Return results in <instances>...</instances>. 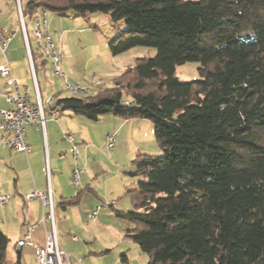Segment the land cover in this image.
Wrapping results in <instances>:
<instances>
[{"label": "trees", "instance_id": "1", "mask_svg": "<svg viewBox=\"0 0 264 264\" xmlns=\"http://www.w3.org/2000/svg\"><path fill=\"white\" fill-rule=\"evenodd\" d=\"M21 7L29 20L34 9L110 13L125 25L108 44L113 56L156 51L136 59L113 88L52 96L60 112L92 122L105 115L152 122L162 154L136 157L140 180L127 191L133 210L115 211L132 224L125 238L147 264H264V0H30ZM29 45L34 71L43 70L47 61ZM193 62L199 78L180 81L176 68ZM8 243L0 229V264H10Z\"/></svg>", "mask_w": 264, "mask_h": 264}, {"label": "rangeland", "instance_id": "2", "mask_svg": "<svg viewBox=\"0 0 264 264\" xmlns=\"http://www.w3.org/2000/svg\"><path fill=\"white\" fill-rule=\"evenodd\" d=\"M28 1L30 0H22L23 5ZM41 18L47 20L48 33L62 55L61 73L70 83L90 90L80 95L113 88L125 69L132 67L136 59L152 58L156 52L153 48L135 47L113 56L108 50V44L117 31L125 30V25L123 20L112 23L110 13L97 12L84 17H74L71 14L58 16L42 11ZM25 22L28 38L33 43L31 21L26 18ZM198 68V63H186L176 68V75L182 82L196 80L199 78ZM37 77L43 100L56 94L58 97L73 95L64 89L63 80L53 75L52 64L49 61L44 71L38 72ZM112 116L105 115L95 122L89 121V134L85 135L87 138L85 143L98 150L105 165V175L110 176L103 187H97L95 184L96 188L93 189L98 197L97 203L93 206L94 208L103 207L99 214L101 216H98L96 221H90L88 215L82 211V203L67 207L65 211L56 208L57 204H55L59 246L66 254L71 255V263L81 260L82 264H147V256L140 252L136 244L125 238L132 224L118 218L115 211L119 210L118 206L123 207V210L127 212L133 210L127 191L136 188L140 180V176L133 174L135 170L133 162L136 157L138 155L160 156L162 151L155 139L152 122L146 119L130 118L129 120L134 121V125L130 122L129 135L126 133H122L121 136L116 135L115 151L111 152L112 154L109 153L105 147V135L106 131L112 127ZM116 117V119H122ZM133 126H138L136 131L132 130ZM76 144L80 155L82 154L81 146L84 143L79 141ZM70 183L73 187L75 186L71 180ZM73 189L81 191L76 186ZM85 196L88 194L86 193ZM113 201L117 208L108 207ZM73 236L77 237L76 242H73ZM7 252L8 257L14 259L11 243H8ZM123 255L126 256L127 262L122 260Z\"/></svg>", "mask_w": 264, "mask_h": 264}, {"label": "crops", "instance_id": "3", "mask_svg": "<svg viewBox=\"0 0 264 264\" xmlns=\"http://www.w3.org/2000/svg\"><path fill=\"white\" fill-rule=\"evenodd\" d=\"M21 3L23 5L22 0ZM0 27L8 32L14 33V37L7 48V56L12 77L16 80L21 93H24L25 89H27L29 93L33 95V77L22 32L18 25V13L13 1L11 3H6L2 0L0 3ZM30 28L32 33L31 25ZM29 44L37 48L34 39L33 43L29 40ZM2 62L3 57L0 53V64ZM44 69L34 71L39 92L41 91L37 76L38 72H43ZM2 91L3 80L0 77V109H6L9 106L4 101ZM44 110L46 116L44 125L45 139L43 138L42 130L37 128L36 125L25 126L24 141L30 145V151L27 154L14 152L0 146V192L11 195V199L8 201L9 203L7 202L8 204L6 203L0 206V229L8 238L9 243H11L12 256H14V259L8 257L10 264H38L35 257V248L42 247L44 243L43 227H39L32 234L33 246L24 247L22 249L16 248V242L23 234L24 225L27 223H38L42 214L41 201L33 200L28 202L25 200V195L36 190L45 193L48 187H50L54 206L57 204L56 208L65 211L67 207L69 208L82 203V211L88 215L89 211L94 208L93 204L95 205L98 201V197L93 190L94 187L96 188L95 184L97 187H103L110 178V176L105 175V165L101 160V155L98 150L88 143H85V141H87L85 135L89 134V120L82 116H76L69 110H64L59 112L58 120L55 122L48 117L49 109L45 107ZM112 118V127L109 128V131H106L105 141L106 136L109 134L114 135L115 138L117 137L116 135L119 134L121 136L122 133L129 135L131 128L128 127L130 122L134 125V121L129 119H116L117 117L114 115ZM138 126H133L132 130L136 131ZM132 133L131 137L133 136ZM64 135H71L74 144L79 141L84 143L83 146H81L82 154H80L78 161L79 166L85 170L81 176V186L83 187V189H80L82 190L81 192L74 190L73 188L75 186L73 187L70 183V180L72 181L74 163L69 152L70 144L64 139ZM113 151H115V149ZM45 157H47L51 169L49 185L42 168ZM127 188H129V186ZM101 191L103 192L104 189L102 188ZM86 193L88 196L84 197ZM76 196H78L76 204L65 206V208L61 206V203L65 199H71ZM110 205L114 208V201ZM56 208L54 213L55 220L57 217ZM118 209L119 212H127V210H123V207L120 208L118 206ZM101 210L96 220L98 216H101L99 215ZM73 242L76 241L73 240ZM124 262H127V259Z\"/></svg>", "mask_w": 264, "mask_h": 264}, {"label": "built area", "instance_id": "4", "mask_svg": "<svg viewBox=\"0 0 264 264\" xmlns=\"http://www.w3.org/2000/svg\"><path fill=\"white\" fill-rule=\"evenodd\" d=\"M6 3H15L18 13V25L22 32L25 43V49L30 65L31 74L34 82V94H30L27 89L24 93L20 92L16 80L12 77L7 56V48L10 41L14 37L13 32H8L0 27V53L3 57V62L0 64V77L3 80L2 96L4 101L9 106L6 109H0V146L5 147L11 151L27 154L30 151V145L24 141V129L26 125H36L37 128L43 132L45 139V107L49 109L48 117L50 120L57 122L60 107H54L53 97H47L42 100L40 92L35 81L34 68L30 53L29 40L27 37L26 18L23 14L20 0H4ZM2 0H0V3ZM41 10L34 9L31 15L32 36L37 49L42 54L46 61L52 64L53 75L63 80V87L65 90L71 92L73 95L88 93V88H83L79 85L70 83L61 73L60 63L62 55L57 50L55 44L52 42L51 36L47 30L46 20L41 18ZM126 105L130 106L128 102ZM64 139L70 144L69 152L72 157L74 166L72 170V183L83 189L81 186V176L85 172L79 166V152L74 144L71 135H64ZM116 138L114 135L106 136V148L109 152L115 149ZM43 172L46 176L49 185L51 178V169L47 157H45L42 166ZM11 199V195L0 192V206L6 204ZM26 201L40 200L42 203V214L38 223H27L24 225L22 236L16 242V248L22 249L24 247L33 246L32 234L39 228L43 227L44 243L42 247L35 248V257L38 264H81L80 260L71 263V255L66 254L60 249L56 233L55 220V206L52 199V192L48 187L45 193L40 191H33L25 195ZM103 207L97 206L89 212L88 218L90 221H95L98 213ZM48 226V227H47ZM74 241L77 240L75 236L72 237Z\"/></svg>", "mask_w": 264, "mask_h": 264}]
</instances>
